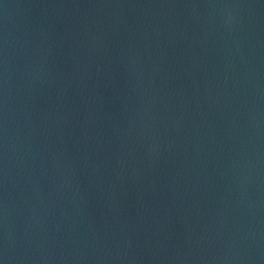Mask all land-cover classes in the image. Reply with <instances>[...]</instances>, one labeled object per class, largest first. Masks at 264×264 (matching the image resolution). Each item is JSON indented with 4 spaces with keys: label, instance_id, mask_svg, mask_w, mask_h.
Returning a JSON list of instances; mask_svg holds the SVG:
<instances>
[{
    "label": "water",
    "instance_id": "95a60500",
    "mask_svg": "<svg viewBox=\"0 0 264 264\" xmlns=\"http://www.w3.org/2000/svg\"><path fill=\"white\" fill-rule=\"evenodd\" d=\"M2 264H264V0H0Z\"/></svg>",
    "mask_w": 264,
    "mask_h": 264
},
{
    "label": "snow or ice",
    "instance_id": "6c2138e0",
    "mask_svg": "<svg viewBox=\"0 0 264 264\" xmlns=\"http://www.w3.org/2000/svg\"><path fill=\"white\" fill-rule=\"evenodd\" d=\"M0 264H2V262H0Z\"/></svg>",
    "mask_w": 264,
    "mask_h": 264
}]
</instances>
